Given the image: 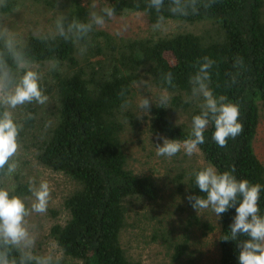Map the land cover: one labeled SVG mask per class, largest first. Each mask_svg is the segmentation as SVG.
Instances as JSON below:
<instances>
[{
  "label": "trees",
  "instance_id": "obj_1",
  "mask_svg": "<svg viewBox=\"0 0 264 264\" xmlns=\"http://www.w3.org/2000/svg\"><path fill=\"white\" fill-rule=\"evenodd\" d=\"M102 1L106 6L114 7L115 14L124 10L144 13L151 28L159 17L162 19L159 22L168 19L215 22L222 37L207 40L199 34L177 32L120 38L117 42L105 28L94 26L85 40H77L74 32L68 31L69 25L74 21H87L91 9L81 0H69L62 16L67 38L58 31L15 40L16 49L27 64L48 63L50 68L59 63L57 70H50L52 83L44 89L49 97L51 122L41 125L32 136V142L25 147L32 149L37 162L76 183V188L63 199L67 218L62 224L50 226L49 234L62 252L78 260L79 264H136L127 259L120 242L126 200L132 197L152 200L157 194L152 174H136L128 167L122 144L125 127L122 111L132 82L139 78L141 66H146L145 73L156 85L175 93L173 101L181 102L183 96L194 99L190 78L198 68V59L208 56L215 61L209 70L210 87L214 93L226 95L240 105L243 132L235 139L229 138L227 147L221 148L212 139L214 124L210 123L204 132L205 143L199 145V153L220 172L234 167L233 174L237 179L260 183L259 207L260 214L264 215V165L253 147L259 121L257 102L264 101V0H216L208 8L204 5L209 0H195L196 12L189 7L186 16L170 11L174 6L172 0H163L159 12L150 5V0ZM187 4L188 0H180L181 6ZM6 5L10 9L12 2H6ZM0 31H3L1 27ZM85 43L88 50L80 55L77 49ZM0 53L14 85L19 74L24 72V66L14 62L3 39H0ZM238 57L243 58V64ZM166 72H172L173 86L164 82ZM201 106L190 107L191 119L200 113ZM27 110L22 122L12 117L20 126L18 141L27 128H36L37 118L33 115L37 110L31 107ZM151 110L148 123L151 132L180 142L191 138L192 122L172 123L167 110L160 105ZM5 111L0 105V114ZM22 165L23 162L20 171ZM195 173L189 178L186 198L205 195L195 185ZM7 174L6 165L0 170V187ZM180 176V173L175 174L173 180L179 181ZM14 178L21 179L18 172ZM32 188L29 180H18L8 191L10 195L22 197L30 195ZM238 203L239 200L217 218L219 264H239V245L249 238L238 234L236 240L222 239L230 235ZM188 204L193 208L190 202ZM203 225L213 229L208 223ZM186 248L185 238L183 243L173 247L172 257H180ZM0 252L15 264H38L21 247L0 243Z\"/></svg>",
  "mask_w": 264,
  "mask_h": 264
},
{
  "label": "rangeland",
  "instance_id": "obj_2",
  "mask_svg": "<svg viewBox=\"0 0 264 264\" xmlns=\"http://www.w3.org/2000/svg\"><path fill=\"white\" fill-rule=\"evenodd\" d=\"M9 1L12 2L10 9L6 5ZM81 1L87 4L91 11L94 4L97 5L96 11H99V7L106 6L102 0ZM0 4L3 5L0 6V27L18 40L31 34H56L57 21L62 18L68 8L69 0H0ZM105 20L106 23L102 27L110 32L117 42L120 38H139L177 32L199 34L207 40L222 37L218 24L207 20L187 22L168 19L160 22L159 29H154L147 24L144 13L133 10H124L111 19L105 17ZM48 66V63H31L23 67L24 71L27 67L40 74V86L43 92L52 83ZM145 68L146 66L139 68V78L132 82L131 93L126 102L128 106L123 107L125 127L122 144L128 167L136 174H152L155 178L157 194L152 200L137 197L126 200L128 204L120 242L127 259L136 264H219V250L216 243L217 217L211 209L197 212L195 208H189L186 198L191 175L209 164L199 151L192 156L186 155L183 150L172 157L156 155L157 144L162 145V138L166 137L151 132L148 123L152 115L151 108L159 105L156 98L164 88H160L153 82L145 73ZM23 73L19 74V79ZM138 81L143 82L140 88L136 86ZM167 91L171 100L169 105L163 107L167 110L169 120L172 123H191L192 108L190 107L202 105V97L194 95V99L191 100L183 96L181 102L173 101L175 93L171 90ZM140 97L148 98L151 108L148 114H142L138 118L136 105ZM185 102L187 104H184ZM49 103L48 101L45 105H40L33 101L16 108L0 104L20 122L23 121V116L28 114V107L37 110V113L33 115L37 118L36 128H27L20 137L18 141L20 148L17 155L12 157V163H16L17 168L15 172L7 174V179L0 188L7 190L13 188L18 180H29L33 188L39 186L41 181H47L51 189V197L45 214H38L31 210L34 201L33 192L20 197L29 209V215L25 217V226L33 241L30 247L21 248L37 263L42 258L52 256L53 264H56V257H60L59 264H79L78 260L65 255L49 234L52 224H62L67 218L63 199L76 188V183L62 173L54 172L37 162L32 149L25 147L32 142V136L41 125L51 122ZM257 103L259 121L253 147L264 165V101L259 100ZM21 162L23 165L20 171ZM181 170L183 171L179 172ZM17 172L21 179L14 178ZM179 173L182 175L178 177L179 181L173 180V176ZM204 222L212 225L213 229L209 230L203 225ZM185 238L187 242L185 252L180 257L173 258V247L183 243Z\"/></svg>",
  "mask_w": 264,
  "mask_h": 264
},
{
  "label": "clouds",
  "instance_id": "obj_3",
  "mask_svg": "<svg viewBox=\"0 0 264 264\" xmlns=\"http://www.w3.org/2000/svg\"><path fill=\"white\" fill-rule=\"evenodd\" d=\"M216 0H209L204 5L205 8L211 7ZM173 7L170 11L175 15L186 16L189 14L188 8H192L195 13V0H188L186 6L180 5V0H172ZM163 4V0H150V5L157 12ZM0 6H3L0 4ZM93 5V10L89 13L87 21H74L69 25L68 31L74 32L77 40H85L89 33L95 27H102L105 23V17L111 19L115 16V8L111 6L99 7ZM160 17L154 25V29L160 28ZM63 18L57 21V29L61 36L66 37L63 26ZM67 38V37H66ZM0 39L5 42V48L11 53L14 62L18 66H26L27 61L23 55L16 49L15 37L7 33L6 30L0 31ZM80 55H84L88 50V44L85 43L77 49ZM0 53V104L7 105L10 108H16L19 105L32 103L45 105L49 97L42 91L40 86V74L31 68H25L22 77L13 85L12 77L7 69L5 61ZM239 62L243 64V58L238 57ZM198 68L190 80L194 87L191 89L193 95H199L203 99L201 111L192 117L191 138L180 142L179 140L163 139V144H157L156 155L172 157L181 150L188 156H192L199 151V145L205 143L204 132L210 123L214 124L212 139L221 147H227L229 138L235 139L243 132V124L240 121V105L232 102L226 95L216 94L210 87L211 74L209 70L215 61L204 56L198 59ZM59 63L50 65L49 70H57ZM164 82L173 86L172 72H166L163 75ZM142 81H138L136 86L140 88ZM123 94V93H122ZM171 96L166 89L162 90L156 98L160 106L170 104ZM126 103L124 107H127ZM139 118L142 114H148L151 108V102L146 97H140L136 105ZM20 126L13 120L10 112L5 111L0 114V170H4L7 165L9 174L15 172L16 163H9L10 159L17 155L20 145L18 137ZM232 170L220 172L215 166L209 164L198 170L195 175V185L200 189L204 196L189 195L187 199L192 207L198 211L208 210L218 218L230 207L237 205L236 215L233 223L230 225V235H225L222 239L236 240L238 234L249 237L243 240L239 245V264H264V215L260 214L259 200L262 191L260 183H250L247 179H237ZM34 195V201L31 210L38 214H45L48 209L51 189L47 181H41L39 186L30 189ZM29 215V209L25 202L15 195H10L9 191L0 188V243L12 245L15 247L28 248L32 244V237L28 228L25 226V217ZM27 255V253H26ZM56 264H59L60 257H56ZM0 264H15L9 261L6 254L0 252ZM38 264H53V257L42 258Z\"/></svg>",
  "mask_w": 264,
  "mask_h": 264
}]
</instances>
